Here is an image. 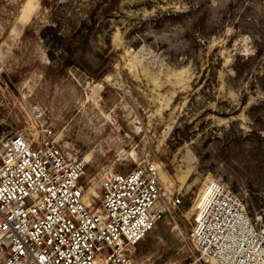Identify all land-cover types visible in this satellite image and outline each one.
<instances>
[{
    "label": "rangeland",
    "instance_id": "obj_1",
    "mask_svg": "<svg viewBox=\"0 0 264 264\" xmlns=\"http://www.w3.org/2000/svg\"><path fill=\"white\" fill-rule=\"evenodd\" d=\"M0 66V136L33 133L39 103L54 140L86 158L87 202L112 174L160 167L181 203L136 264L195 258L212 180L264 223V0H0Z\"/></svg>",
    "mask_w": 264,
    "mask_h": 264
},
{
    "label": "built area",
    "instance_id": "obj_2",
    "mask_svg": "<svg viewBox=\"0 0 264 264\" xmlns=\"http://www.w3.org/2000/svg\"><path fill=\"white\" fill-rule=\"evenodd\" d=\"M3 68L0 66V77ZM33 133L0 136V251L5 264H136L132 254L181 203L153 162L107 177L99 206L81 183L87 161L54 140L39 103ZM197 252L184 264H264V223L223 184H206L189 232Z\"/></svg>",
    "mask_w": 264,
    "mask_h": 264
},
{
    "label": "bare ground",
    "instance_id": "obj_3",
    "mask_svg": "<svg viewBox=\"0 0 264 264\" xmlns=\"http://www.w3.org/2000/svg\"><path fill=\"white\" fill-rule=\"evenodd\" d=\"M22 10V9H21ZM86 159V158H85ZM85 198H86V196H85Z\"/></svg>",
    "mask_w": 264,
    "mask_h": 264
}]
</instances>
